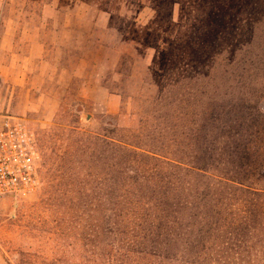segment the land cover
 I'll use <instances>...</instances> for the list:
<instances>
[{"label":"rangeland","instance_id":"1","mask_svg":"<svg viewBox=\"0 0 264 264\" xmlns=\"http://www.w3.org/2000/svg\"><path fill=\"white\" fill-rule=\"evenodd\" d=\"M0 112L34 132L42 180L0 201V264H100L121 173L151 186L113 165L120 146L169 175L204 137L264 136V0H0Z\"/></svg>","mask_w":264,"mask_h":264},{"label":"trees","instance_id":"2","mask_svg":"<svg viewBox=\"0 0 264 264\" xmlns=\"http://www.w3.org/2000/svg\"><path fill=\"white\" fill-rule=\"evenodd\" d=\"M220 115L212 116V122L222 120ZM256 115L259 119L264 112ZM261 121L254 127L260 134L264 133ZM239 132H219L220 137L213 136L212 141L210 135L204 137L202 141L210 143L214 151L209 150L202 161L193 156L175 159L174 174L169 175L154 153L120 146L113 154V165L134 166L128 172H138V180L151 186L133 187L126 180L137 176L121 173L116 181L119 199L111 201L109 210L114 217L107 228L118 241L114 250L102 255L100 264H264V186L260 184L264 182V136L242 144L236 137ZM254 146L263 153H250ZM214 156H219V167L212 170ZM192 175L214 192L193 197L188 192ZM167 189L173 195L167 196Z\"/></svg>","mask_w":264,"mask_h":264},{"label":"built area","instance_id":"3","mask_svg":"<svg viewBox=\"0 0 264 264\" xmlns=\"http://www.w3.org/2000/svg\"><path fill=\"white\" fill-rule=\"evenodd\" d=\"M40 167L34 132L19 116L0 112V201L35 193L42 181Z\"/></svg>","mask_w":264,"mask_h":264}]
</instances>
